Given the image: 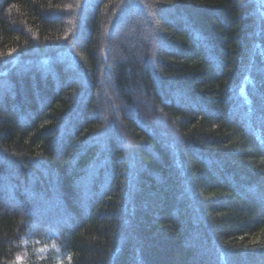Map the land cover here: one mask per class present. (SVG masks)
Returning <instances> with one entry per match:
<instances>
[{"label":"trees","instance_id":"16d2710c","mask_svg":"<svg viewBox=\"0 0 264 264\" xmlns=\"http://www.w3.org/2000/svg\"><path fill=\"white\" fill-rule=\"evenodd\" d=\"M0 264H264V0H3Z\"/></svg>","mask_w":264,"mask_h":264},{"label":"rangeland","instance_id":"374dc122","mask_svg":"<svg viewBox=\"0 0 264 264\" xmlns=\"http://www.w3.org/2000/svg\"><path fill=\"white\" fill-rule=\"evenodd\" d=\"M3 2V0H0V4ZM48 210V209H47ZM45 214L49 217H47L48 219H51L53 217V214H52V211H45ZM198 252H199V255H202V256H206L208 254V249L207 247H204V245L202 244H199L198 246Z\"/></svg>","mask_w":264,"mask_h":264}]
</instances>
